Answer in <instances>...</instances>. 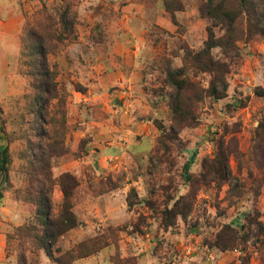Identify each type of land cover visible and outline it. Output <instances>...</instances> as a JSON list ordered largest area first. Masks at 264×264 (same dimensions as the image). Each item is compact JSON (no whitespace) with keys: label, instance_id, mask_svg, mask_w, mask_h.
I'll use <instances>...</instances> for the list:
<instances>
[{"label":"rangeland","instance_id":"rangeland-1","mask_svg":"<svg viewBox=\"0 0 264 264\" xmlns=\"http://www.w3.org/2000/svg\"><path fill=\"white\" fill-rule=\"evenodd\" d=\"M164 1L0 0L7 264L54 263L71 250L91 254L79 264H264L263 0H176L175 10ZM65 8L67 29L59 23ZM33 31L50 49L59 90L45 123L23 64ZM211 39L219 43L211 54L228 69L222 98L210 94L211 74L186 60ZM179 69L196 85L184 100L192 124L173 111L167 74ZM43 177L52 217L62 215L64 184L77 219L52 256L42 248L45 223L35 203ZM228 228L237 239L223 248L219 236ZM95 249L104 251L93 261Z\"/></svg>","mask_w":264,"mask_h":264},{"label":"trees","instance_id":"trees-1","mask_svg":"<svg viewBox=\"0 0 264 264\" xmlns=\"http://www.w3.org/2000/svg\"><path fill=\"white\" fill-rule=\"evenodd\" d=\"M215 0H208L209 6H212ZM165 5L169 10L179 9L180 5L176 0H165ZM245 0H241V6ZM264 4V0L262 1ZM67 8L63 9L60 13V21L59 23L67 29L70 25L66 21V14ZM227 16L232 14L231 12H225ZM253 14V12H252ZM259 16V15H257ZM47 20L53 21L51 15H47ZM233 20V17H230ZM53 23V22H52ZM53 25V24H51ZM30 36L33 40V43L30 46L31 53L25 54L27 59L23 62V64L28 67L27 75L31 77L33 81V88L36 93V100L38 102V109L39 110L38 117L44 123L46 122L45 115L47 111H45L46 105L50 103L51 100L58 98L59 90L57 86V82L55 80L56 73L50 68L48 63V54L50 53V49L47 48L45 38L43 35L38 34L37 32L33 31L30 32ZM61 38V35H59ZM63 38V37H62ZM215 42V44H211ZM232 38H222L220 40V44L225 48L228 49L232 46ZM218 39L207 42V48L201 50L200 52L196 53H187L186 60L191 61L192 67L197 71L208 72L212 76L211 80V90L210 94L215 96L216 98H222L227 91L228 84L225 79V75L228 72L227 65L223 62L216 61L214 56L211 54L210 49L213 46H217ZM23 54V55H24ZM185 70H176L175 72H171L167 74V78L169 82L176 88V94L173 96V111L176 114V117L187 124H192L195 120L194 111L188 109L184 100L189 98V94H187L190 90H195L196 85L193 81L189 78L185 77ZM222 88L220 89V85ZM259 95H264V90L260 88L257 91ZM43 133V132H42ZM44 134V133H43ZM50 144L48 145V149H50ZM8 147L4 146L3 149H0V173L7 172L8 163H9V155H8ZM46 169V168H44ZM43 170V169H42ZM43 181H39L40 185L38 184V190L36 191L37 198L35 199V203L37 205V215L44 221L45 223V230L44 235L42 236V248L46 250V252L51 255L52 247L54 243L57 241V238L66 234L72 228L77 226V219L74 215L72 210V205L69 203V199L71 194L69 190L66 188L64 184H62V190L65 194V202L63 206L62 215L59 217H52L53 205L51 202V197L49 196V190L47 191V187L44 184L47 178H42ZM77 182L74 180V184ZM77 185V184H76ZM2 198V194L0 193V199ZM177 214L183 215V209H180V204L175 205ZM260 232V235L264 236V228ZM224 234L219 236V244L223 248H228L234 244L237 239V232L231 228L228 230H224ZM98 251V249L93 250V253ZM69 255V261H64V257ZM86 255H77L71 250L63 255L53 258L59 264H71V262L78 258L84 257ZM27 264V262H24Z\"/></svg>","mask_w":264,"mask_h":264},{"label":"crops","instance_id":"crops-1","mask_svg":"<svg viewBox=\"0 0 264 264\" xmlns=\"http://www.w3.org/2000/svg\"><path fill=\"white\" fill-rule=\"evenodd\" d=\"M15 16H16V22L15 23H19V24H21V22L23 21V18L21 17V14H15ZM19 30L20 29H18L17 28V30H16V32H15V35L17 34V38L19 37ZM75 230V229H74ZM72 231H73V229L72 230H70L69 231V233L66 235V236H69V234H71L72 233ZM64 238V237H63ZM62 238V239H63ZM78 242V241H77ZM75 244V243H74ZM73 244V245H74ZM5 246H6V240H5V237H4V234H3V232H1L0 233V264H7V258L5 257L6 255H5ZM110 247V246H109ZM108 248V247H107ZM103 251L104 250H99V251H96L95 253H93V261H96V260H98L99 259V256H101L102 254H103ZM99 253V254H98ZM88 256V257H87ZM86 257L87 258H89V259H91L90 257H92L91 256V254L90 255H87ZM86 257L84 256V257H78V258H76V259H74L72 262H71V264H79V262L81 261V260H83V259H86ZM110 259H111V257H110ZM108 263H109V261H108ZM10 264H12V263H10ZM49 264H59V263H57V262H54V263H52L51 261H49ZM150 264V263H149Z\"/></svg>","mask_w":264,"mask_h":264},{"label":"clouds","instance_id":"clouds-1","mask_svg":"<svg viewBox=\"0 0 264 264\" xmlns=\"http://www.w3.org/2000/svg\"><path fill=\"white\" fill-rule=\"evenodd\" d=\"M3 48V45L2 44H0V49H2ZM0 55H2V53H0Z\"/></svg>","mask_w":264,"mask_h":264}]
</instances>
